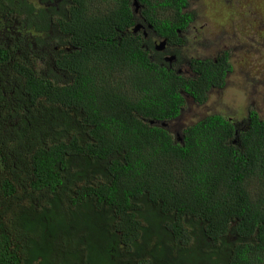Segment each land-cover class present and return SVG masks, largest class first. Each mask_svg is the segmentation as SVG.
<instances>
[{
  "label": "trees",
  "instance_id": "1",
  "mask_svg": "<svg viewBox=\"0 0 264 264\" xmlns=\"http://www.w3.org/2000/svg\"><path fill=\"white\" fill-rule=\"evenodd\" d=\"M133 2L0 0V264H264V119L177 142L182 93L203 106L233 68L161 69ZM137 2L163 38L190 21L189 0Z\"/></svg>",
  "mask_w": 264,
  "mask_h": 264
},
{
  "label": "rangeland",
  "instance_id": "2",
  "mask_svg": "<svg viewBox=\"0 0 264 264\" xmlns=\"http://www.w3.org/2000/svg\"><path fill=\"white\" fill-rule=\"evenodd\" d=\"M191 5L201 16V26L206 25L207 33L224 31L230 37L225 38L230 47L235 46V51L236 44L245 48L236 52L238 66L228 79V88L212 93L205 107L188 104L180 122L189 126L213 114L241 121L253 109L264 119V0H191ZM250 34L257 41L246 38ZM252 86L259 89L256 97L249 96L253 94Z\"/></svg>",
  "mask_w": 264,
  "mask_h": 264
},
{
  "label": "flooded vegetation",
  "instance_id": "3",
  "mask_svg": "<svg viewBox=\"0 0 264 264\" xmlns=\"http://www.w3.org/2000/svg\"><path fill=\"white\" fill-rule=\"evenodd\" d=\"M132 10L133 15L136 21V25L130 29L128 32L133 33L136 38L140 39V43L142 44V49L146 52L148 51L149 59L157 63L161 69L167 70L168 72H173L178 76L185 77L189 80H200V76L203 74L200 71L204 72L206 69H200L196 63H214L215 65H219L221 62L225 66V70L228 68V64L230 63L233 68L232 73H227V79L224 88L217 89L215 86L211 88L208 93V101L211 97V94L215 91H222L228 88V79L236 72V68L238 66V61L235 58L236 52L240 49H244L245 46H237V51H235V46L230 47L229 41L225 38H230L229 35H225L224 31H219L215 34H210L206 32V25L201 26L202 18L191 5V0L188 2V8L185 10L186 14L190 17V21L184 23L182 28L176 29L177 36L174 38H163L159 36L154 26L149 23V10L148 5H143L137 0H133ZM137 2V5L134 4ZM50 8H57L59 11L60 3H54L52 5H47ZM161 6H159L160 10ZM98 10V9H97ZM97 11H95L96 14ZM154 14L165 15L164 13L155 12ZM158 16V17H159ZM136 27H140V29L136 30ZM224 32V34H222ZM19 36L26 38L19 33ZM32 38V37H31ZM232 38H243L242 36H234ZM246 38L249 40L257 41L256 36L253 34L247 35ZM165 43L164 46L161 44ZM35 49L37 50V46ZM59 49V47H58ZM46 49L44 48V51ZM47 54V53H43ZM212 61V62H211ZM44 62V61H42ZM42 66V65H41ZM206 66V65H205ZM253 94L249 96L256 97L259 93V89L257 86H252ZM182 95L186 98L187 105L189 104L191 107L197 106L201 107L195 99L191 96L182 93ZM204 107L206 106L203 105ZM183 115L179 119H175L169 122H162L160 125L166 129L174 139L182 143L184 134L183 132L188 127L185 123H181L180 121L183 119L186 111L183 110ZM252 112L257 114L260 117V114L255 109L248 111L247 118L238 121L232 117H227L230 121L234 123L236 128L239 131H247L251 125V115ZM190 113V112H189ZM213 115H221V114H213ZM210 116V115H209ZM225 116V115H222ZM226 117V116H225ZM206 118V117H205ZM203 118V119H205ZM261 118V117H260ZM262 119V118H261ZM202 120V119H201ZM175 122H180L178 124L173 125ZM199 122V121H198ZM153 124V123H152ZM238 134V133H237Z\"/></svg>",
  "mask_w": 264,
  "mask_h": 264
},
{
  "label": "water",
  "instance_id": "4",
  "mask_svg": "<svg viewBox=\"0 0 264 264\" xmlns=\"http://www.w3.org/2000/svg\"><path fill=\"white\" fill-rule=\"evenodd\" d=\"M135 6L137 5V2L134 4ZM140 29V27H136V30ZM165 43L161 44V46H164Z\"/></svg>",
  "mask_w": 264,
  "mask_h": 264
}]
</instances>
